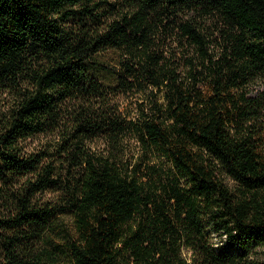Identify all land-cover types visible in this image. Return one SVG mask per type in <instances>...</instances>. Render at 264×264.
<instances>
[{"label": "trees", "instance_id": "16d2710c", "mask_svg": "<svg viewBox=\"0 0 264 264\" xmlns=\"http://www.w3.org/2000/svg\"><path fill=\"white\" fill-rule=\"evenodd\" d=\"M0 264H264V0H0Z\"/></svg>", "mask_w": 264, "mask_h": 264}, {"label": "rangeland", "instance_id": "374dc122", "mask_svg": "<svg viewBox=\"0 0 264 264\" xmlns=\"http://www.w3.org/2000/svg\"><path fill=\"white\" fill-rule=\"evenodd\" d=\"M121 99H122L121 102L123 104V108L130 109V107H134L133 104H135V99L134 100H131V97H128V96L122 97ZM128 146H129V149H130L131 152L137 153L138 146H137V144H136L135 141L132 140L128 144ZM130 151H129V154H130ZM227 180H228V182L231 185H235L234 182L230 178H227ZM65 219H66L67 222L69 221L68 218H65ZM213 241L218 246V245H220V244H222V243L225 242V236L224 237H220V236H218V234H214ZM257 251L259 253L257 255H255V257L263 261V254H262V252L260 251V249H257Z\"/></svg>", "mask_w": 264, "mask_h": 264}]
</instances>
